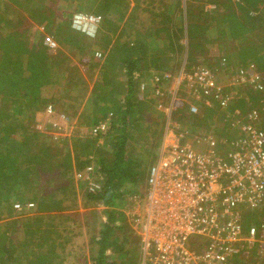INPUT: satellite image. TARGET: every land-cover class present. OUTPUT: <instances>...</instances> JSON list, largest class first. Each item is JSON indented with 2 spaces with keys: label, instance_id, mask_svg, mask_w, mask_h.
I'll return each instance as SVG.
<instances>
[{
  "label": "trees",
  "instance_id": "obj_1",
  "mask_svg": "<svg viewBox=\"0 0 264 264\" xmlns=\"http://www.w3.org/2000/svg\"><path fill=\"white\" fill-rule=\"evenodd\" d=\"M73 1H79L81 9L76 11L78 13H83L86 5H90L89 9L92 8L91 4L95 5L93 9L97 13L94 14L103 16V24L98 29L106 43L103 47L111 46L107 50L106 62L100 65V75L94 84L92 110L88 114L90 120L85 121L89 132L91 127L103 122L108 128L104 134L76 139L73 146L76 168H92L99 184L97 189L84 190V205L103 204L107 208L104 212L106 221L89 241V256L84 258V264H139V251L137 256L134 255L137 250L130 249L133 246L130 239L132 232L124 223V213L118 209L126 207L128 198L142 195L146 175L157 156L161 138L155 123L150 127L145 124L143 114L152 108L153 100L148 97L150 93H144L147 97L143 101L141 86L144 88L143 92L150 90L154 76L161 77L162 72L175 71L181 62L185 63L188 72L201 66L213 73L220 71L226 75L225 80L218 81L222 86L221 94L233 96L226 112L231 113L229 110H232L234 121L241 116H246L247 119L255 110L259 118V129L264 132V0H206L205 3L215 5L216 8L205 11L204 5L202 6L200 14L203 22H196L195 20H200V15L190 8V11L182 10L181 2L172 0V3H177L163 6L162 9H151V5L150 13L139 28L132 22L136 20L135 10H132L131 21L120 25L123 11L119 8L123 6L124 13L126 12V0L51 2L61 3L58 7L60 9L66 8ZM139 2L141 0H135L136 4ZM44 3L45 0H0V219H5L1 218L3 215L7 218L15 212L10 204V197L13 196L11 188L21 186L27 191L25 194L29 195L32 205L37 204L36 211L39 214L26 220L24 227L27 236L33 237L35 232L30 231L35 225L39 231L43 230V225L49 229L38 241L34 237V244L31 241L23 244L26 245V252L31 246L37 250L27 252L25 259H28L29 264H69L70 254L66 255L64 250L72 238L66 235V231L58 229L55 223L45 224L40 221L43 218L40 213L57 210L53 205L62 196L56 194L57 189L50 193H40L36 188L44 180V176L55 171L60 175L69 174L73 169V160L69 153L60 158L61 154L54 145L57 140L51 134L36 131L32 120L37 112L50 104L55 106V101L59 100L56 88L64 73L55 75L52 72L58 70L59 60L68 58L65 49L75 47L79 52L83 46L78 44V35L74 33L72 23H55L51 13L55 11L52 9L50 12L44 7ZM25 19H30L41 28L32 25L20 28ZM68 20H72L71 16ZM134 24L136 29H146L144 35L140 33L132 36ZM41 29L43 32L48 31L49 36L57 41L63 52L62 56L59 53H49L51 50L45 45L47 37ZM103 42H95L94 46ZM101 52L105 54L106 50ZM179 58L181 62L177 63ZM81 63L87 64L89 61L82 58ZM250 64L255 65L257 73L253 74L259 79L254 80L253 87L248 92H241L237 86L228 85L232 83V77L239 75ZM235 67L240 69L235 70ZM161 80L163 83L166 79L162 76ZM231 87L238 90V93L231 94ZM209 100L212 107L204 108L197 115H188L189 105L180 102L177 105L180 119L189 121L187 130L191 126H201L200 130L203 131L205 127L207 131V128L215 124L214 131L218 140L226 139L231 142L236 136V130H231L228 123L224 125L219 122L224 121V111L212 97ZM215 113L219 117L213 122ZM100 140L102 142L98 144ZM40 196L46 197L44 201L48 198L51 202L42 201ZM60 211L62 208H58V212ZM4 225L5 223L1 224L0 228ZM50 228L54 230L51 231ZM4 231L0 236L3 248L0 251V264L12 261V257L16 255L12 252L14 244L11 249H7V244L12 239ZM10 242L12 244L13 241ZM252 250L254 255L250 254L248 257L244 253L228 264H244V257L255 261L259 251L257 247ZM15 258L21 259L20 256Z\"/></svg>",
  "mask_w": 264,
  "mask_h": 264
},
{
  "label": "built area",
  "instance_id": "obj_2",
  "mask_svg": "<svg viewBox=\"0 0 264 264\" xmlns=\"http://www.w3.org/2000/svg\"><path fill=\"white\" fill-rule=\"evenodd\" d=\"M72 23L74 28L93 35L103 24V16L77 13ZM45 45L50 50L59 48L50 36ZM94 56L102 59L103 53ZM186 75H191L190 81L178 79L193 84L191 96L195 102L186 101L189 114H200L196 102L209 101L210 97L221 110H227L233 96L221 94L222 86L207 67ZM153 79L151 97L155 101L165 99L162 84L171 81L172 76H163V83L160 76ZM177 101L171 102L170 110L175 109ZM212 105L206 102L209 108ZM53 110L55 107L48 105L47 112L52 114ZM229 116L232 112L222 117L236 130L231 142L212 134L191 140L186 128L179 134L168 125L161 153L148 169L143 193L130 199L132 205L124 214V223L140 242L139 264H228L241 256L244 247L256 243L258 228L252 226L244 232L240 209H255L264 203V132L259 129L255 110L247 119L241 116L233 121ZM107 128L105 122L99 123L91 127L90 133L104 134ZM204 143H214L215 147L201 151L198 147ZM98 187L97 180L89 181L88 189ZM97 206L107 210L103 204ZM15 208L21 209L18 205Z\"/></svg>",
  "mask_w": 264,
  "mask_h": 264
},
{
  "label": "rangeland",
  "instance_id": "obj_3",
  "mask_svg": "<svg viewBox=\"0 0 264 264\" xmlns=\"http://www.w3.org/2000/svg\"><path fill=\"white\" fill-rule=\"evenodd\" d=\"M52 0H45L44 7L47 8L50 12L53 13V21L57 24H61L64 22H71L72 20H68L71 16L73 18L74 14H77L79 9L81 7L78 5L79 1H73V3H69V6H66V8H58L61 3H52ZM57 1V0H55ZM128 3V7L126 9V12L124 13L125 9L122 6V8H119L121 11H123L122 20L120 21V25L122 26L123 23H126L128 21H131V15L132 10H135V19L132 20L133 23L136 24L137 28L141 26L143 20L146 19L147 14L150 13L151 9L156 8H164L163 6H171L176 4L177 2H173L172 0H154V3H152V0H141L139 3H135V0H126ZM204 1L206 0H181V8L182 10L185 9H191V11H194L195 14L200 15V20H195L196 22H203V18L201 16V8L204 5ZM150 4V5H149ZM92 8L89 9L90 5H86L85 9L83 10V13L90 12V13H97L94 8V4H91ZM43 6V5H42ZM51 6V7H50ZM136 8V9H135ZM138 8V9H137ZM143 8H146L144 11ZM51 9V10H50ZM205 9V8H204ZM210 10V7H208V10ZM190 11V10H188ZM150 15H148L149 18ZM14 19L15 16H14ZM114 19H116V14H114ZM30 19H25L22 21V24L20 25V28H27L28 25H32L36 28L39 25L36 23H32V21L29 23ZM119 20V16H118ZM134 24V28L132 29L133 37L136 36V34L144 35V32L146 29L141 30L136 29ZM73 25V23H72ZM133 25V24H132ZM200 25H203V23H200ZM77 27V26H76ZM55 29L52 28V30ZM72 29H74V33L78 35L77 41L78 44L83 46L81 48V51H77L75 47H65V54L67 55L66 60H59V66L57 67L58 70L52 72L55 75L60 73H64V76H61L63 79L60 80L59 87L56 88V95L59 96V100L55 101V110H53L52 114L47 112V108L43 109L39 112H37L34 115V119L32 120V126L34 129L40 133L44 134H51L55 140H57V145L54 142V145L56 149L59 150V153L61 154L60 158H64L65 155L69 153V155L74 154V144L76 139H84L86 136H90L91 133L88 129H86V123L85 121L90 120L88 118V114H91V103L93 100L92 96H94L93 88L95 82L98 80L100 75V65H104L106 62V54H108L110 45L108 47H103L106 43H104L103 35L100 34L98 31L94 35H89L86 33V31H83L81 28H74L72 26ZM42 30V29H41ZM51 30V31H52ZM43 32V30H42ZM48 31H44L43 35L46 37H49ZM263 33H261L262 35ZM143 38H141V41ZM95 42H103L99 43L98 45L94 46ZM93 45V47H92ZM61 48L55 49L54 51H49V53L52 54H58L62 56L60 51ZM106 50V53L103 54L102 59H96L94 54L96 52H101V50ZM103 53V52H101ZM80 54V55H79ZM75 55H79L76 57ZM206 56V55H205ZM205 56L203 58H205ZM82 58H86L89 63L83 64L81 63ZM200 58V56H198ZM202 58V59H203ZM94 59V60H93ZM200 59V60H202ZM177 63L180 62V58ZM177 65V64H175ZM177 65L175 68V71H173V74H170L168 76H172V80L168 81L167 84L164 87L165 92V99H157L156 101L151 97L152 89L154 88V81L152 88L150 90H147L146 92H143L142 86H141V94L144 95L145 101V94H149L148 96L150 99L153 100V106L151 109H148L144 114L143 117L145 118L146 122L145 124L147 126H152L153 123L157 126V128L160 130L161 138L159 139V149L157 150V157H159V154L161 153V143L164 134L168 130V125L171 127V131L174 133H181L182 129H185L189 126V121L185 119H180L181 114L178 112L179 109L177 105L179 103L188 101L190 104H193L195 101L191 96V89L193 87L192 83L189 82H180L178 78H183L186 81H190L191 75H186V73H190L186 70V66H181V68ZM178 68V69H177ZM235 70H239L240 68L235 67ZM181 72V73H179ZM238 72V71H237ZM213 73V72H212ZM253 73L256 72L255 65H249L246 67L242 72L239 73V75L232 77L233 80L228 85H235L238 87V90L241 92H248L253 87L254 80L259 79L257 75H254ZM180 75H183L182 77ZM186 75V76H184ZM215 80L222 82L220 79H226V75L222 74L220 71L213 73ZM254 75V76H253ZM229 78V77H228ZM69 81L71 82L69 84ZM219 83V82H218ZM243 84V85H242ZM221 86V85H220ZM231 94L235 92L238 93V90L235 91L234 87H231ZM247 90V91H246ZM200 92V91H199ZM145 93V94H144ZM203 94V93H199ZM250 94V93H249ZM53 95V94H50ZM202 99V98H201ZM174 100H178L177 104L175 106L174 110L169 109V105L171 106V102ZM210 101V100H209ZM206 100L205 102L203 100H198L196 102L197 106L200 108V112L204 111V108H207L206 102H209ZM232 112V110H229ZM221 114V112H219ZM227 112L224 111V114ZM87 114V115H86ZM187 115V114H186ZM189 115V112H188ZM218 113H215L212 120L213 122L216 121L215 119H218ZM222 115V114H221ZM230 115V114H229ZM230 119H234V116H229ZM211 121V124H212ZM221 123V121H219ZM222 123L225 124L223 121ZM205 124V123H204ZM214 124V123H213ZM215 125V124H214ZM212 126L210 128H207V132L200 130L202 128L201 126H198L195 128L194 126H191L187 133L189 135V138L191 140H196L200 136H208L213 135L216 139H219L214 131V127ZM217 125V122H216ZM227 126L232 130L233 127L227 124ZM163 128V130H162ZM216 128V127H215ZM235 129V128H234ZM162 130V131H161ZM212 133H211V131ZM202 131V132H201ZM93 136V135H92ZM188 139V138H186ZM63 142H66L65 144ZM102 140L99 141L98 144H100ZM211 144V143H209ZM209 144H202L198 148L202 150L211 149L209 147H215L214 143L209 146ZM53 146V145H52ZM80 158H83L81 156ZM72 159V158H71ZM84 160V158H83ZM96 174L94 173L92 168H89L87 170V174L83 173L82 170L80 171H73L69 172V174L60 175L55 171L53 174H48L44 176V180L40 181L38 188V192L40 193H50L53 192L54 189H57L56 194L62 196L61 200L58 202H55L53 205L54 209L53 211L49 212H43L40 213L41 220L44 221L45 224H51L55 223L56 226H58V229L61 231H66V235L70 236L72 238V241H70V244H66L65 246V254L69 255V264H80L81 261L84 264V258L89 253V241H91V238L98 233V231L101 228V224L106 221V215L105 211L98 207L96 204H89L84 205V196L83 192L86 188L89 186V181L95 182ZM145 186V185H144ZM67 187L68 189H64ZM12 189L13 196L10 197V204L13 206L15 212L13 211V214L6 218V215H3L0 219V225L5 223V225L0 228V236L2 237L3 233H5L4 230H6L7 235L9 238H11L13 241L6 242L7 249H11L12 245V252H14L16 255L15 257L20 256L21 259H16L15 257H12L13 260L10 262H3L1 264H29L28 259H25L26 253L29 251L31 252H37L36 247L31 246L27 249L26 252V245H23L27 241H31L33 244L35 242L34 237L37 238V241L39 238H42L44 236V232L49 230L46 228V225H43V230L39 231L37 229V225L33 226V230L30 232H35L33 237L27 236V233L25 232V224L26 220L33 219L39 214L36 211L37 204L33 203L30 199L29 195H26V190H24L21 186H14ZM45 195V194H44ZM134 197V196H133ZM41 200L44 201L46 197L40 196ZM131 198H128V204L126 207L117 208L119 212H123L124 214L128 212V209L132 205L130 200ZM44 202H51L48 198ZM31 203L33 206V210H31V207L28 208V205ZM42 204V203H41ZM19 206L21 209L18 210L15 208V206ZM70 207L72 209H70ZM121 207V206H120ZM58 208H62V211L58 212ZM123 209V211H122ZM125 216V215H124ZM67 217V218H66ZM67 219V220H66ZM10 224V225H9ZM40 224V222H39ZM50 230H54L53 228H50ZM26 234V235H25ZM119 236V233L117 234ZM132 241V247L130 249H133L137 252H135L134 255L138 254L140 255V242L138 239V236L135 233H132V237H130ZM53 242V241H51ZM1 243V239H0ZM139 245V249H138ZM2 244H0V251L3 249ZM62 253L61 251H59ZM27 253V254H28ZM137 253V254H136ZM1 255V254H0ZM89 256V255H88ZM138 256V255H137ZM5 258V256H4ZM140 259V258H139ZM120 262V260H118Z\"/></svg>",
  "mask_w": 264,
  "mask_h": 264
},
{
  "label": "crops",
  "instance_id": "obj_4",
  "mask_svg": "<svg viewBox=\"0 0 264 264\" xmlns=\"http://www.w3.org/2000/svg\"><path fill=\"white\" fill-rule=\"evenodd\" d=\"M179 1L181 2V0H179ZM208 7H210V10H214L216 8L215 5H212V4H209V3H205L204 4L205 11L208 10ZM168 66L170 68V65L169 64H168ZM181 66H186V65H185L184 62H181L179 64V67L181 68ZM167 74L168 75H170V74L174 75L173 74V71H167V73L162 72V76H165ZM156 76H160V75H156ZM166 84H167V82L163 83L162 86L165 87ZM221 124H223L222 121H221ZM162 130H163V128H162ZM204 131L207 132L205 129H204ZM211 133H212V131H211ZM158 149H159V147H158ZM71 157H72V160H73V169L72 170L73 171L77 170V171H80V172L82 170L83 173L87 174V170L89 169V167L88 166L87 167L85 166L83 169L78 170L76 168V165H75V162H74V160H75L74 154ZM157 158H154L153 162ZM152 163H151V165H152ZM145 182H146V180H145ZM142 193H143V190H142ZM122 211H123V209H122ZM240 214H241V216H240V218H241V224H242V227H243V230H244L245 233H248L249 232V229L252 226H256L258 228L257 241H256V243H254L253 246L244 247L242 249L241 256L244 253L247 254L248 257H249L250 254L254 255L252 248H256V247H257V250L259 252H257V255L255 256V258H256L255 261H253V262L252 261H249V258L248 257L247 258L244 257L245 262H243V263L244 264H264V232H263L264 231V228H263V226H264V203L261 206H259L258 208H255V209H251L249 207L242 208V209H240ZM130 235H132V234H130ZM255 244H258V245L255 246Z\"/></svg>",
  "mask_w": 264,
  "mask_h": 264
},
{
  "label": "clouds",
  "instance_id": "obj_5",
  "mask_svg": "<svg viewBox=\"0 0 264 264\" xmlns=\"http://www.w3.org/2000/svg\"><path fill=\"white\" fill-rule=\"evenodd\" d=\"M102 26V25H101ZM94 35V33H92Z\"/></svg>",
  "mask_w": 264,
  "mask_h": 264
}]
</instances>
